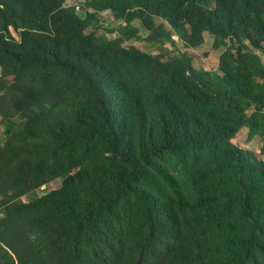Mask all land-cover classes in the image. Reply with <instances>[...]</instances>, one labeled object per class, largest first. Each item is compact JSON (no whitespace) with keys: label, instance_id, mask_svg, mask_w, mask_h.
Wrapping results in <instances>:
<instances>
[{"label":"trees","instance_id":"obj_1","mask_svg":"<svg viewBox=\"0 0 264 264\" xmlns=\"http://www.w3.org/2000/svg\"><path fill=\"white\" fill-rule=\"evenodd\" d=\"M67 1L0 0V264H264V0ZM105 9L206 30L218 72L101 41Z\"/></svg>","mask_w":264,"mask_h":264},{"label":"rangeland","instance_id":"obj_2","mask_svg":"<svg viewBox=\"0 0 264 264\" xmlns=\"http://www.w3.org/2000/svg\"><path fill=\"white\" fill-rule=\"evenodd\" d=\"M66 3H76L74 0H68ZM80 7L76 9V12L78 15H82V5L79 4ZM95 17L97 20L95 21L96 26H93L92 23H89V25L86 27V31H93V34L95 36L101 37V41H112L111 43H118L121 45H134L136 47H139L145 51L148 52H162L161 53V59L165 60L171 57H177L181 54H184L185 56H191V59H189V62L191 66L196 70L200 71L199 68L208 70L210 72H218L217 70V53L222 48V46H218L214 48L211 45V33L207 32L206 30L202 31L203 41L193 47L184 48L181 46L180 40L177 39L175 34H171L172 38L174 39V42L171 43L170 41L166 40L165 38L152 40L147 38V31L140 25L139 21L137 19H133L130 22V26L137 27V36L138 37H130L128 39H124L123 35H119L117 30H120L121 27L119 26L120 23H123L120 21V19H113L110 17V11L105 9L101 10L95 13ZM157 20L155 19V22ZM164 27L167 28V25H164ZM175 35V36H174ZM161 40V41H160ZM260 55L264 59V54ZM199 74V73H198ZM201 75V74H199ZM209 76L212 77V74L210 73ZM216 82L217 80L214 79ZM16 118L14 117V120ZM11 126L8 125L6 122L1 120L0 118V142L3 140L4 135L6 132H8L9 128ZM232 141L240 146L247 149H251L254 151L260 150V145L262 143L261 137L259 134L254 135L252 138L247 139L246 138V127H241L236 134L232 137ZM59 184V179H52L49 182L46 183L45 186H43L45 189L54 188ZM42 188V187H41ZM42 192L41 189H35L33 191H30L26 193L22 198L29 199L37 194Z\"/></svg>","mask_w":264,"mask_h":264},{"label":"water","instance_id":"obj_3","mask_svg":"<svg viewBox=\"0 0 264 264\" xmlns=\"http://www.w3.org/2000/svg\"><path fill=\"white\" fill-rule=\"evenodd\" d=\"M80 7V5L78 4L77 6H76V8H79ZM175 36V35H174ZM44 186V184H41V187H43Z\"/></svg>","mask_w":264,"mask_h":264}]
</instances>
